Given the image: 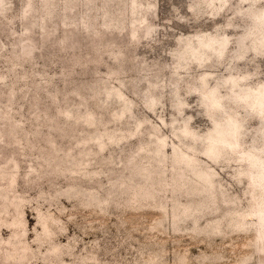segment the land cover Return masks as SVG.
<instances>
[{
    "label": "rangeland",
    "instance_id": "obj_1",
    "mask_svg": "<svg viewBox=\"0 0 264 264\" xmlns=\"http://www.w3.org/2000/svg\"><path fill=\"white\" fill-rule=\"evenodd\" d=\"M0 264H264V0H0Z\"/></svg>",
    "mask_w": 264,
    "mask_h": 264
}]
</instances>
